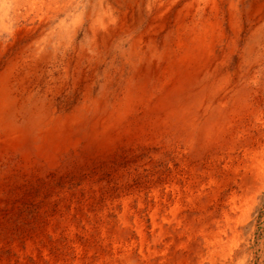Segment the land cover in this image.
Instances as JSON below:
<instances>
[{
  "label": "rangeland",
  "instance_id": "1",
  "mask_svg": "<svg viewBox=\"0 0 264 264\" xmlns=\"http://www.w3.org/2000/svg\"><path fill=\"white\" fill-rule=\"evenodd\" d=\"M127 1L0 0V264L92 259L101 245L97 217L124 191L161 178L160 162L152 163L158 142L164 144L160 158L176 147L197 159L210 151L204 134L223 110L207 100L196 113L192 104L221 69L232 71L242 60V28L253 0H216L223 10L219 29L212 0H205L203 15L185 18L180 27L174 9L157 14L154 5L147 13L148 0ZM260 66L264 82V54ZM248 100L251 108L234 112L221 140L264 136V103ZM175 105L183 111L167 123L166 109ZM235 156L242 169L241 153ZM263 206L264 195L252 235L253 247L262 245L258 259L264 257Z\"/></svg>",
  "mask_w": 264,
  "mask_h": 264
},
{
  "label": "bare ground",
  "instance_id": "2",
  "mask_svg": "<svg viewBox=\"0 0 264 264\" xmlns=\"http://www.w3.org/2000/svg\"><path fill=\"white\" fill-rule=\"evenodd\" d=\"M166 1L167 3L161 0H148L146 12L149 13L154 5L157 14L165 15L172 12L170 9H174L175 17H177L175 22L180 27L185 18L200 16L206 11L205 0ZM130 2L132 1H127V3ZM211 2L214 5L210 11L213 12L216 28L219 29L223 19L220 12L223 10L220 5H215L216 0ZM262 5V0H253V3H250L251 14H248V24L245 29L242 28L247 33V41L245 49H242V60L239 61L238 66L234 65L232 71L221 69L220 78L214 82V85L210 83L211 85L204 86L205 96L192 104L194 112L197 108H207L208 104L204 106L207 100L217 102L218 110H223V114L219 111L220 117L214 123L208 124L209 131L204 134L203 144L210 149L207 156L205 155L204 159L200 156V159H203L201 161L192 152L189 155L191 150H180L176 147L170 151L169 155L165 154L162 155L163 158H160L159 154H164V144L158 142V151L154 155L156 160H152V163L154 165L160 162L161 178L152 176L149 181L146 180L142 185L124 191L111 202L110 208L97 217L95 225L101 245L94 247V255L91 253L92 259L87 261L80 259L76 264H264V257L261 256L259 259L256 257L258 250H262V245L253 247L252 240V235L257 228V213L264 195V136L255 139L254 142L244 140L246 141L244 143L220 139L225 136L223 134L225 131L221 132L228 129L227 123L236 121L234 112H243L251 108L248 98L253 96L256 103L259 104L261 100L264 103V82H261L257 75L261 69V58L264 54V8ZM227 6L229 12L230 9L235 8L232 1H229ZM180 14L183 17H180ZM125 19V16L121 18L120 26H123ZM177 19L181 20L180 23ZM104 20L107 21L106 18ZM226 47L231 49L229 45ZM223 64L222 62L220 65ZM36 67V64L33 65V68ZM43 74L44 71H41L39 77L42 78ZM170 90L172 91V88ZM166 110L167 123L173 119L172 116L179 118L183 111L181 105L169 106ZM258 112L263 116L262 111L258 110ZM201 114L205 116L206 112ZM261 119L264 121V116ZM162 123L165 124L166 121ZM162 123H160L161 126ZM2 131L3 129L0 130V143L4 138ZM162 136L163 133L160 134L159 139ZM236 153H241L245 161L242 169L239 166L240 161L237 160L236 163L234 161ZM184 154H187L188 158ZM149 167V163H142L143 169ZM118 206H120L119 209ZM106 216H114V218L110 219ZM88 229L91 230V228ZM95 243L97 244V241ZM101 246L105 247L104 251L99 248Z\"/></svg>",
  "mask_w": 264,
  "mask_h": 264
}]
</instances>
